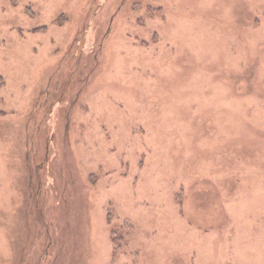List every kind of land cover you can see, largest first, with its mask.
<instances>
[{"label": "rangeland", "instance_id": "rangeland-1", "mask_svg": "<svg viewBox=\"0 0 264 264\" xmlns=\"http://www.w3.org/2000/svg\"><path fill=\"white\" fill-rule=\"evenodd\" d=\"M0 264H264V0H0Z\"/></svg>", "mask_w": 264, "mask_h": 264}]
</instances>
